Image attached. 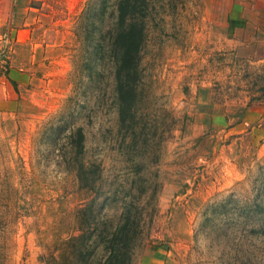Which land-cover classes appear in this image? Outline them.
I'll return each mask as SVG.
<instances>
[{
  "label": "rangeland",
  "instance_id": "rangeland-1",
  "mask_svg": "<svg viewBox=\"0 0 264 264\" xmlns=\"http://www.w3.org/2000/svg\"><path fill=\"white\" fill-rule=\"evenodd\" d=\"M133 1L121 114L118 0H0V264H264V14Z\"/></svg>",
  "mask_w": 264,
  "mask_h": 264
},
{
  "label": "trees",
  "instance_id": "trees-1",
  "mask_svg": "<svg viewBox=\"0 0 264 264\" xmlns=\"http://www.w3.org/2000/svg\"><path fill=\"white\" fill-rule=\"evenodd\" d=\"M135 1L133 0H118L117 11L119 15V24L117 27L118 31L113 32L114 40L112 42L114 46V54L112 55V61L115 66V93L117 95V101L119 104L120 112L123 113L125 109L130 105L131 97L135 93L136 90V75H137V54L140 48V38L142 34V28L140 24H126L127 22V14L129 10L132 14V9L134 8L133 4ZM129 22V20H128ZM124 25V26H123ZM75 134L77 140L72 145V149L76 147V149L81 152L83 150V140L84 135L80 128L75 130ZM85 174L83 170L78 174L81 179V175ZM86 179V178H85ZM87 210L90 212L92 210V203H89L87 206ZM94 223L98 222L96 219L92 220ZM98 225V224H97ZM102 225V234L107 240L106 248L113 252L115 250V242L128 240L129 241V227L128 223L118 224L114 228H109V226ZM88 240L85 235L80 236L79 240ZM120 239V240H118ZM81 245L85 246L83 242L79 241ZM89 252H84L79 254L82 263L88 264L85 260L86 255Z\"/></svg>",
  "mask_w": 264,
  "mask_h": 264
},
{
  "label": "crops",
  "instance_id": "crops-1",
  "mask_svg": "<svg viewBox=\"0 0 264 264\" xmlns=\"http://www.w3.org/2000/svg\"><path fill=\"white\" fill-rule=\"evenodd\" d=\"M252 1H253V4H251L252 14H259V12L264 14V0H252ZM228 22H229V23H227L228 28L230 29V31L234 32V34H237L239 32H243L245 29L248 30V28H249L247 22L244 25L243 24L244 19H241L239 17L231 16L229 18ZM255 29L258 30V28H255ZM156 262H158V261H156ZM154 264H156V263H154ZM157 264H166V263H165V261H162V262H158Z\"/></svg>",
  "mask_w": 264,
  "mask_h": 264
}]
</instances>
